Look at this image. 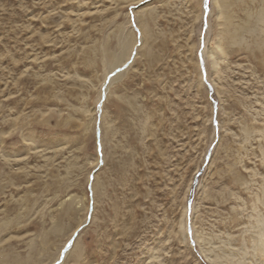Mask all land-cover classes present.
I'll use <instances>...</instances> for the list:
<instances>
[{
	"label": "rangeland",
	"instance_id": "rangeland-1",
	"mask_svg": "<svg viewBox=\"0 0 264 264\" xmlns=\"http://www.w3.org/2000/svg\"><path fill=\"white\" fill-rule=\"evenodd\" d=\"M140 1L0 0V264H264V0Z\"/></svg>",
	"mask_w": 264,
	"mask_h": 264
},
{
	"label": "bare ground",
	"instance_id": "bare-ground-1",
	"mask_svg": "<svg viewBox=\"0 0 264 264\" xmlns=\"http://www.w3.org/2000/svg\"><path fill=\"white\" fill-rule=\"evenodd\" d=\"M140 1V0H139ZM142 1H144V0H141L140 2H142ZM138 4V3H137ZM211 4H212V6H218L219 8H220V12H221V14L223 15V8H224V0H211ZM202 5V4H201ZM143 7H145V6H143ZM142 9V8H141ZM141 9H138V11H136V13L137 12H139V13H142L141 12ZM214 9V8H213ZM215 10V9H214ZM211 11H212V9H211ZM138 13V14H139ZM214 13V12H213ZM197 16V15H196ZM201 17V15L199 16V18ZM211 17V16H210ZM212 18V17H211ZM211 18H210V20H211ZM196 21H197V19H196ZM137 28H138V31H139V33H140V40L138 41L137 39H135L134 38V41H133V44L131 45V49H130V51L128 52L127 50V48H128V44H130V41L128 40V38H124L123 39V41H122V43H121V45H122V52H121V54L120 55H115V56H108L107 58H108V63H109V69H108V72H107V74H106V77H105V81H104V85L103 86H105L106 88L105 89H103L104 90V93H105V96H107V93H108V90H109V88L116 82V81H118L120 78H121V76H122V74H123V69H124V67L126 66V63H128V61H130V59H131V57H132V54H133V51L135 50V47L136 46H138V43H140V47L142 48L143 46H144V43H145V34L148 32V29H149V27H148V18L146 19V16L144 17V18H140L139 19V22H138V24H137ZM201 31V30H200ZM201 33V32H200ZM209 35V34H208ZM137 36V35H136ZM140 47H138L139 49H140ZM138 48L136 49L137 51H138ZM206 52H205V54H206V63H207V70H208V76H209V79L210 80H212V77H211V69L215 66V64H216V62L215 61H213L212 60V58H211V56L209 55V52H208V50H205ZM216 54V53H215ZM217 55L218 54H216L215 56H216V58H217ZM133 59V58H132ZM132 59H131V61H132ZM195 59V58H194ZM130 61V62H131ZM194 66H195V64H194ZM122 71V72H121ZM110 75V76H109ZM107 76H109V77H107ZM109 82V83H108ZM198 83H199V87L202 89L203 88V85H202V83H201V77H200V73H199V79H198ZM106 84V85H105ZM217 87V86H216ZM102 89V88H101ZM100 89V90H101ZM200 91V90H199ZM203 91V90H202ZM204 92V91H203ZM206 92V91H205ZM207 94V93H206ZM101 95H102V92L100 93V96H99V100H98V102L97 103H99V101L101 100ZM219 96V95H218ZM108 97V96H107ZM210 107V106H209ZM103 109V108H102ZM105 113V112H104ZM220 114V113H219ZM220 116V115H219ZM96 120V119H95ZM105 120V117H104V114H103V116H102V118H101V123L103 122L104 124L103 125H105L106 126V120ZM96 122V121H95ZM101 126V125H100ZM221 127V126H220ZM102 130V129H101ZM103 135H105L106 136V134L104 133V134H102L101 136V139H102V145H103V138H104V136ZM105 140V139H104ZM209 144H210V142H209ZM207 149V148H206ZM205 149V150H206ZM104 151V150H103ZM103 153V152H102ZM104 155V154H103ZM104 158H105V156H104ZM96 161V163L94 164L95 166L98 164V162H99V158L97 159V160H95ZM200 163V162H199ZM202 165V164H201ZM97 167V166H96ZM200 167V166H199ZM198 168V167H197ZM199 169V168H198ZM91 180V179H90ZM89 180V181H90ZM96 183V178H95V176L93 177V179H92V192H93V185ZM95 186V185H94ZM96 188V187H95ZM96 192V191H95ZM188 194V193H187ZM88 213V212H87ZM185 210H184V215H183V219H182V221L180 222V234H183L182 236H186L185 234H186V219H185ZM94 217V216H93ZM194 225V224H193ZM81 226V225H80ZM78 230V229H77ZM76 230V231H77ZM196 231V230H195ZM242 232V231H241ZM246 232V231H245ZM76 232L74 231V233H72L71 234V236L69 237V239L66 241V242H64L63 243V245H61L62 247H61V249L59 250V252H58V254H57V256L56 257H54V261H52L50 264H65V261H66V259L68 258V257H71V255H73L75 252H76V248H77V240L74 242V244H73V246L71 247V251L67 254V256H66V254H65V256H64V260L61 262V260H60V252H61V250L64 248V246H66V243L69 241L70 242V240L72 239V236L75 234ZM204 234V233H203ZM202 234V235H203ZM241 234H243V233H241ZM211 236V235H210ZM255 237V239L253 240V237H252V242H254L252 245V247L254 248V246H255V252H257L259 255H261V257H263L264 258V229H263V231H261L260 230V232H258L257 233V236H254ZM240 238V237H239ZM238 238V239H239ZM242 238H243V236H242ZM203 239V238H202ZM208 239V238H207ZM237 239V240H238ZM181 240V239H180ZM212 240V239H211ZM240 240H241V238H240ZM250 240V239H249ZM186 241H187V239H186ZM196 241L200 244V246L199 247H201V249H202V252L204 253V255H205V257H206V259H208L210 262H212V264H215V262H216V259H218L217 258V255H215L214 256V259H212V258H210V255H208V253H206L205 252V250H203V248H202V244H201V237H199L198 236V234H196ZM207 241V240H206ZM234 241V240H233ZM245 241V240H244ZM68 242V243H69ZM203 242V241H202ZM228 242V241H227ZM229 242H230V240H229ZM67 243V244H68ZM185 243V242H184ZM248 243H250V242H248ZM186 244V243H185ZM230 244V243H229ZM226 245V244H225ZM217 246V245H216ZM187 247V246H186ZM231 247H232V244H231ZM230 247V248H231ZM234 248V247H233ZM219 249H220V247H219ZM219 249H217V250H219ZM221 249H222V247H221ZM240 249V248H239ZM216 250V251H217ZM233 250V249H232ZM221 251V250H220ZM222 251H223V249H222ZM200 252V251H199ZM236 252V251H235ZM254 252V251H253ZM215 253V252H214ZM247 253H249V252H247ZM256 253V254H257ZM211 254V253H210ZM237 254V253H236ZM240 254V253H239ZM239 254H237V256L240 258V256H239ZM243 255H242V258H244V253H242ZM255 254V257H257L258 255H256ZM62 255V254H61ZM214 255V254H213ZM247 255V254H246ZM245 255V256H246ZM251 255V257L252 256H254V255H252V253L250 254ZM258 258V257H257ZM69 260V259H68ZM244 260V259H243ZM260 260V259H259ZM258 260V261H259ZM261 260H262V258H261ZM251 261H253V259L251 260ZM207 262V261H206ZM238 262V261H237ZM254 262V261H253ZM255 262L257 263V261L255 260ZM254 262V263H255ZM263 262V261H262ZM255 263V264H256ZM261 263V262H260ZM244 264V263H243ZM258 264V263H257Z\"/></svg>",
	"mask_w": 264,
	"mask_h": 264
},
{
	"label": "water",
	"instance_id": "water-1",
	"mask_svg": "<svg viewBox=\"0 0 264 264\" xmlns=\"http://www.w3.org/2000/svg\"><path fill=\"white\" fill-rule=\"evenodd\" d=\"M60 260H61V262L63 261V256L61 257V259H60ZM59 264H60V263H59Z\"/></svg>",
	"mask_w": 264,
	"mask_h": 264
}]
</instances>
